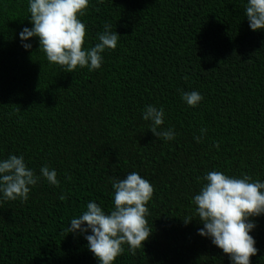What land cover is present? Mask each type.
I'll list each match as a JSON object with an SVG mask.
<instances>
[{
  "label": "trees",
  "instance_id": "obj_1",
  "mask_svg": "<svg viewBox=\"0 0 264 264\" xmlns=\"http://www.w3.org/2000/svg\"><path fill=\"white\" fill-rule=\"evenodd\" d=\"M245 2L91 0L81 17L86 44L110 23L118 46L100 69L67 72L38 38L22 47L19 32L32 26L27 0H0V158L23 153L61 181L0 203V264H99L67 227L89 200L110 209V178L130 171L155 186L152 233L135 251L125 244L114 264H229L198 234L193 196L212 169L264 180V31L251 30ZM191 90L204 96L198 106L181 98ZM147 104L164 106L162 127H174V140L150 131ZM253 219L260 251L251 260L264 264V215Z\"/></svg>",
  "mask_w": 264,
  "mask_h": 264
},
{
  "label": "clouds",
  "instance_id": "obj_2",
  "mask_svg": "<svg viewBox=\"0 0 264 264\" xmlns=\"http://www.w3.org/2000/svg\"><path fill=\"white\" fill-rule=\"evenodd\" d=\"M91 0H27L31 27L24 26L19 32L22 47L32 48L31 39L38 38L39 50L49 62L63 67L67 72L87 67L95 71L102 67L106 50L118 46L120 34L105 23L98 41L86 44L87 25L81 19ZM245 16L253 31H264V0H246ZM182 100L190 107L198 106L204 96L198 90L182 91ZM142 119L148 122L154 136L166 141L176 138L174 127L165 124L166 110L163 105H145ZM203 134L207 133L202 128ZM201 136L195 137L199 142ZM218 147V145H217ZM114 190L113 206L105 209L96 200H89L86 208L70 219L68 233L83 235L87 248L99 264H114L124 252V245L135 251L143 247L152 233L148 216L149 202L154 196V184L138 171H130L123 178L111 177ZM42 180L60 186L58 172L47 163L39 173L29 166L23 153H10L0 158V203L27 201L30 193ZM203 183L193 196L195 213L203 227L198 234L209 238L213 245L227 255L229 264H252L251 257L260 249L252 234L257 227L253 217L264 215V180L243 173L230 175L212 169L202 177ZM59 199H66L61 194ZM191 217L184 218L185 223Z\"/></svg>",
  "mask_w": 264,
  "mask_h": 264
}]
</instances>
